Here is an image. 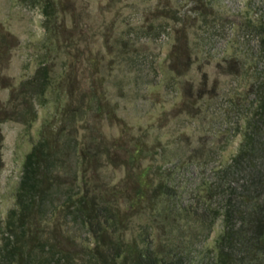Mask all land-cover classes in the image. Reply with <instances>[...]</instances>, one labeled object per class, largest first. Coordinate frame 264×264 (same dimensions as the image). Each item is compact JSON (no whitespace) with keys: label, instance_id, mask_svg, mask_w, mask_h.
<instances>
[{"label":"rangeland","instance_id":"rangeland-1","mask_svg":"<svg viewBox=\"0 0 264 264\" xmlns=\"http://www.w3.org/2000/svg\"><path fill=\"white\" fill-rule=\"evenodd\" d=\"M52 2L49 15L46 0H0V219L14 205L22 160L42 119L59 118L53 101L38 106L31 93L13 101L8 87L18 88L46 62L55 82L70 72L75 101L91 96L74 134L82 146L94 140L108 149L87 162L94 182L132 197L137 182L162 180L175 190L172 197L156 193V212L145 193L124 236L151 228L162 241L189 244L208 230L205 243L212 244L221 216L208 229L193 218L247 184L232 156L264 93V0ZM3 106L14 110L11 118L2 117ZM167 205L187 212L174 221L162 213Z\"/></svg>","mask_w":264,"mask_h":264},{"label":"trees","instance_id":"trees-1","mask_svg":"<svg viewBox=\"0 0 264 264\" xmlns=\"http://www.w3.org/2000/svg\"><path fill=\"white\" fill-rule=\"evenodd\" d=\"M53 5L46 0L44 12L54 14ZM50 72L49 64L40 63L18 88L8 87L13 101L19 95L26 99L30 93L32 99L38 98V106L53 101L59 118L42 119L37 139L24 154L14 205L0 219V264H264V141L259 140L264 93L232 156L235 169L245 170L247 175L243 192L234 189L223 194L219 207L206 205L193 218L195 224H205L208 229L221 216V228L212 244L205 243L208 230L189 244L174 237L162 241L151 228L129 239L124 231L135 213L130 212L132 207L143 205L147 194L146 200L156 212L152 202L156 193L172 197L175 190L162 180L137 182L132 197L116 190L115 184L94 182L87 162L96 161L108 149H101L94 140L82 146L74 134L77 119L83 121V114L90 110L91 96L79 104L70 72L63 76L67 83L61 78L55 82ZM9 109L1 107L3 118L13 116L14 110ZM37 115L35 107L28 126ZM186 212L169 205L162 209L174 221ZM173 226L182 237L179 225ZM195 242L199 250H191Z\"/></svg>","mask_w":264,"mask_h":264}]
</instances>
